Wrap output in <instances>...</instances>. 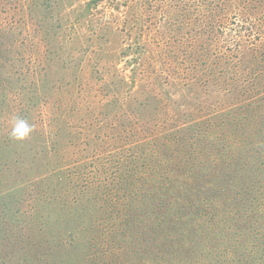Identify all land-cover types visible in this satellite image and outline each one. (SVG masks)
Returning <instances> with one entry per match:
<instances>
[{
	"label": "rangeland",
	"instance_id": "374dc122",
	"mask_svg": "<svg viewBox=\"0 0 264 264\" xmlns=\"http://www.w3.org/2000/svg\"><path fill=\"white\" fill-rule=\"evenodd\" d=\"M17 118L32 126L22 140ZM221 133L232 154L259 156L249 175L214 151ZM0 156V198H19L0 211V264H92L108 246L114 264H167L160 250L173 264H264V234L252 253L235 248L262 225L238 213L264 216L257 191L230 187L253 193L264 168V0H0ZM181 179L198 200L191 218L217 238L196 230L191 253L155 240L151 259L141 243L135 262L123 235L134 207L154 217Z\"/></svg>",
	"mask_w": 264,
	"mask_h": 264
},
{
	"label": "trees",
	"instance_id": "16d2710c",
	"mask_svg": "<svg viewBox=\"0 0 264 264\" xmlns=\"http://www.w3.org/2000/svg\"><path fill=\"white\" fill-rule=\"evenodd\" d=\"M50 2V0H48ZM12 2H15V0H12ZM47 6V4H44ZM198 32V37H203L205 35H207L206 32ZM216 33L215 31L212 32L211 34V40L213 39V41H216ZM200 44L201 47V51H206L207 49L205 48V44ZM244 43L241 44H235V47H242L244 46ZM220 56H222L221 63L219 65V73L217 74H213L211 76V78H209V80L212 82V84L216 87H220L223 85V80H222V75L224 72V64L223 62H228L231 60L232 57H235V53L232 51V49L230 50V53L227 52V50L224 51V53L220 54ZM237 67L239 68L240 71H243L242 67H240V64L238 62H236ZM239 104H237V106L235 107V109L233 110H224L222 112H218L215 113L213 118L211 120H204L203 124H197V122H195L196 126H202V127H206L211 125L212 121L219 116L218 114H222V115H232L234 112H239L241 108H238ZM215 111V110H214ZM252 114L250 115V117L252 118ZM229 123V122H228ZM223 137V134L221 133L220 136H218V140H219V145L216 148V152H219L220 154H224L226 157V164H230V161L233 160H237L236 161V169L239 170L241 169V171H246V174H248V172L251 170L250 167H253L254 164H257V160L259 159V156L257 157V160L253 159L251 155L247 156V154L249 153H245V150H241L239 153L237 154H232V150L228 149V146L231 145L229 144V141L227 140L226 137L220 139V137ZM193 147V144L190 145L189 149L187 150V152L190 154V156H193L191 149ZM7 151V150H5ZM173 152V150H171ZM214 153V152H213ZM232 154V155H231ZM237 155V156H236ZM171 156H173V154L171 153ZM0 160H1V156H0ZM216 162L217 159L213 161L214 164V171L219 170V168L216 166ZM260 164L262 165L263 163L260 162ZM249 175V174H248ZM261 178L256 182V188L255 191L252 193L250 188H246V187H242V185L244 184L245 181H240L239 179H234V183L236 186H231L230 187L232 189H234L237 194H238V198H244L245 195H251L254 194L257 191V201H260V203L258 204L257 210L255 211H259V210H263V208H261L262 206L264 207V168L261 169V172L258 174ZM194 177V176H193ZM176 179H178L176 177ZM176 183V188L178 190H180V192H174L170 195V199L168 198V200L166 201L167 203H165L163 208L159 209L158 213H154V217L152 216V211H148L147 209H142L143 206H135L134 209H140V211H135L132 212L131 216H130V222H128V229H126L123 233V235L125 236V238H130L132 240V243H134V250H132L131 252H129V256L131 257V259H133L135 262H138L139 260V253H138V246H141V243L145 245V250L147 251H151V256L149 259H151L154 255V246L151 244L152 241L155 240H159L160 241V247L164 250H167L169 253H175L176 248L175 247H179L180 249H182L185 252H190L189 249L191 248H187L189 245V241H191V238L194 237V235H196L198 230V234L201 233L202 230H204L201 234V238H207L208 240L213 241L214 240V236H216L217 238V234L216 232L213 230V226L210 225L208 227H205L203 224H197V220H193L191 217L194 215V212H198L194 207L197 206L198 200L193 198V192H191V188H184L183 184H182V179L181 180H175ZM241 184V185H239ZM239 185V186H237ZM163 185H161L160 187H162ZM216 191V190H215ZM164 192V190H161L159 193L162 194ZM215 193V192H214ZM262 196V198H261ZM16 198L19 200L17 195H13V193L11 192L9 194V196L7 197H3L0 198V211L2 214H5L4 212H8V211H13L16 209L17 207V201ZM261 199H263V202H261ZM181 201L178 202V201ZM178 202V203H177ZM227 203H230L229 201H227ZM162 209H164L162 211ZM179 213V215H177ZM239 215L241 216V218H244L248 221L254 222V223H262V225H256V224H251V226H247L246 230L250 233H253L252 235H242L239 234V242L238 244L235 245V248L237 249V252L242 250V245L243 243L247 244L246 248L247 251L249 250H254L256 247H253L254 245H258V242L256 241V239H258L257 237H259L258 235H262L264 234V222L261 220L262 218L264 219V216H258L261 213H255L254 215H249L245 212V209H240L238 210ZM250 216H255L257 217L256 220H253ZM154 218V222L152 221ZM261 218V219H260ZM235 221V219L233 220ZM190 223H193L192 227L189 226ZM245 224H249L248 222H245ZM27 225H30L29 229L32 231L35 226V223H27ZM185 226V229H182L179 231V228ZM10 226H7L6 228H8ZM141 230L142 232H149V235H146V237H144V239L142 240L141 235L139 236V231L137 230ZM188 229V232H187ZM182 232V238H179V236H177V234H180ZM23 232H20L19 234H22ZM138 233V234H137ZM12 234H16L15 232H12ZM187 234H189V237H187ZM25 237V236H24ZM33 238H37L36 236H32ZM254 238V239H253ZM113 239V238H112ZM179 239L181 241H179ZM114 240V239H113ZM243 240V241H242ZM261 239H259L260 241ZM194 241V239H193ZM192 241V242H193ZM31 244V243H30ZM115 244H116V240H115ZM149 244H151L152 246H150ZM251 246V247H250ZM149 248V249H147ZM153 248V249H152ZM110 250V247L108 246V248H105L106 252H101V256L97 262L96 260L94 262H92V264H114V262L112 263L110 260H106V259H102L103 256H105V258L111 256V252H115V250H111L109 253L108 251ZM163 250H160V253L155 254V260H158L160 262L163 263H167V264H173L174 263V258L170 257L169 259H166L164 257L161 256V252ZM226 252L229 253L231 252V248H227ZM55 253V252H52ZM106 253H108V256H106ZM191 253V252H190ZM249 253H252L249 251ZM91 264V263H90ZM161 264V263H158Z\"/></svg>",
	"mask_w": 264,
	"mask_h": 264
},
{
	"label": "clouds",
	"instance_id": "9594fccd",
	"mask_svg": "<svg viewBox=\"0 0 264 264\" xmlns=\"http://www.w3.org/2000/svg\"><path fill=\"white\" fill-rule=\"evenodd\" d=\"M32 132V126L24 119L17 118L12 128V136L15 139H25Z\"/></svg>",
	"mask_w": 264,
	"mask_h": 264
}]
</instances>
